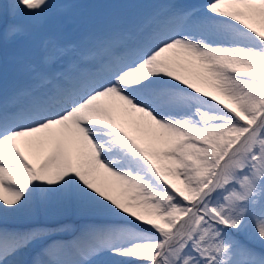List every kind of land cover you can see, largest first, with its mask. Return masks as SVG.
Here are the masks:
<instances>
[{
  "label": "snow or ice",
  "instance_id": "6c2138e0",
  "mask_svg": "<svg viewBox=\"0 0 264 264\" xmlns=\"http://www.w3.org/2000/svg\"><path fill=\"white\" fill-rule=\"evenodd\" d=\"M48 6L8 0L13 20ZM152 8L79 44L44 39L10 94L0 64V224L52 201L105 221L74 260L29 262L67 246L0 226V264H264V0ZM26 35L10 23L0 45Z\"/></svg>",
  "mask_w": 264,
  "mask_h": 264
},
{
  "label": "rangeland",
  "instance_id": "374dc122",
  "mask_svg": "<svg viewBox=\"0 0 264 264\" xmlns=\"http://www.w3.org/2000/svg\"><path fill=\"white\" fill-rule=\"evenodd\" d=\"M162 2L164 0H49V6L41 14L20 15L13 20L8 12V0H0L5 8L0 29L15 23L27 31L25 37L15 41H5L0 45V64L3 66V82L6 84L4 88L11 91L24 83L16 70L18 62L24 55L35 58V53L44 39L54 37L65 44H79L86 35H95L101 30L114 28L115 25L126 27L141 22L153 11L152 5ZM181 2L185 5H203L206 0H181ZM101 20L102 23H107H103L98 31L96 26ZM75 210L77 214L78 209ZM52 211L55 209L51 208L47 212L49 214ZM35 216L32 219L35 220ZM48 216L46 214L42 219L47 220ZM254 247L258 253L264 251L258 243ZM37 251V248L34 249L24 259L29 262L34 259L48 260V256H39Z\"/></svg>",
  "mask_w": 264,
  "mask_h": 264
},
{
  "label": "bare ground",
  "instance_id": "6f19581e",
  "mask_svg": "<svg viewBox=\"0 0 264 264\" xmlns=\"http://www.w3.org/2000/svg\"><path fill=\"white\" fill-rule=\"evenodd\" d=\"M84 21L81 23L83 25ZM22 85V84H21ZM14 86V85H13ZM6 91V90H5ZM12 91V89H11ZM10 89L8 94L11 93ZM7 92V91H6ZM133 132L134 135H139L135 132L134 129H129ZM106 176L103 173V170L100 171V179H103ZM58 204L56 201L48 203H38L37 209L35 212V220L32 219L26 224L18 217H6L5 221L0 224V226L8 229L20 228L22 226H31V227H44L49 230V235H55L53 239L49 241L52 245H62L67 246L63 250H58L56 254L52 257L48 256V259H65V260H74L76 259L75 252L72 246L76 243V238L80 236L81 229L85 224L89 223H103L105 222L103 218L97 217H85L80 214L79 210L76 214V206L74 204L69 205L63 211H57ZM51 208H54L55 211H52L48 214ZM47 212V213H46ZM49 215L51 220H43L42 217ZM37 253L39 254V248H37ZM33 251V250H32ZM41 256V255H39Z\"/></svg>",
  "mask_w": 264,
  "mask_h": 264
}]
</instances>
